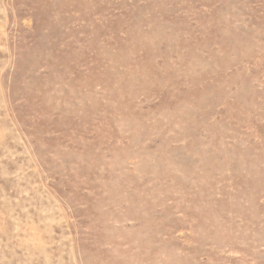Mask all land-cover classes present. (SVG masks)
Here are the masks:
<instances>
[{"label": "rangeland", "instance_id": "374dc122", "mask_svg": "<svg viewBox=\"0 0 264 264\" xmlns=\"http://www.w3.org/2000/svg\"><path fill=\"white\" fill-rule=\"evenodd\" d=\"M0 264H264V0H0Z\"/></svg>", "mask_w": 264, "mask_h": 264}]
</instances>
